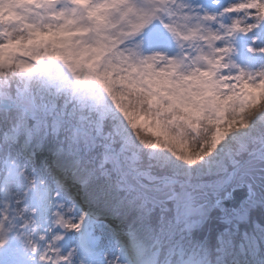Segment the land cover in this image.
I'll use <instances>...</instances> for the list:
<instances>
[{
    "label": "rangeland",
    "instance_id": "374dc122",
    "mask_svg": "<svg viewBox=\"0 0 264 264\" xmlns=\"http://www.w3.org/2000/svg\"><path fill=\"white\" fill-rule=\"evenodd\" d=\"M177 3L195 7L191 12L177 8L176 23L199 25L204 35L215 33L221 37L216 47L227 45L232 49L224 54L223 75L235 74L238 67L252 73L264 71V52L258 51L264 48V20L254 14L255 6L264 5V0ZM233 3L241 7L222 11ZM52 11L47 0H0V64L5 61L4 48L18 49L12 63L14 68L20 67L24 83H28L21 88L34 84V90L24 95L14 91L9 92L13 98L0 95L7 98L0 99V241L9 245L6 256H0V264H193L194 259H202L204 264H260L264 246L255 254L249 252L250 234L244 240L246 247L241 242L233 253H219L217 249L209 260L203 248L198 250L199 256L185 260L178 245L207 223L218 199L243 182L249 183L251 199L240 209H225L223 214L241 220L244 206L264 203V107L256 109L243 125L235 114L238 107L235 111L205 114L186 103V85L169 83L163 75L157 77L146 69L144 82L149 87L155 85L151 91L159 103L148 104L142 91L126 84L114 82L107 91L118 115L113 130L127 137L130 146L119 166L109 161V170L101 168L105 148L100 138L95 139L92 150L93 144L86 141L83 132L77 134L70 125L57 132L50 121L45 125L43 120L37 127L27 121L22 108L32 100L43 105L57 95L56 89L43 88L34 73L21 67L34 63L23 39L28 25L49 21ZM98 11L103 14L105 9ZM185 14L191 20L185 21ZM234 25L240 28L236 33ZM189 43L191 47L185 44L184 51H209L204 39ZM146 46L163 49L167 47L166 37L156 33L147 39ZM249 46L257 51H249ZM163 66V62L157 63L158 68ZM3 73L0 69V77ZM3 82L5 90L15 87L7 79ZM69 92L59 94L63 97ZM259 94L264 98V84L259 86ZM169 96L175 97L180 111L162 107ZM225 131L227 139L213 149L219 134ZM77 135L79 143L75 142ZM185 157L194 163L188 165ZM70 164L75 165L74 171ZM10 171L18 179L12 180L5 191L4 178ZM169 177L175 183L168 184ZM40 188L48 190L43 205L35 199V189ZM57 192L59 195H55ZM188 193L191 201L185 208ZM100 201H109L110 207L102 206ZM158 207L166 208L165 217L156 218ZM92 210L102 212L95 217ZM186 211L191 213L187 221H202L197 228L185 227ZM57 220L63 221V229ZM229 235L219 236L221 250L232 242L233 233ZM255 235L263 237L261 230Z\"/></svg>",
    "mask_w": 264,
    "mask_h": 264
},
{
    "label": "snow or ice",
    "instance_id": "6c2138e0",
    "mask_svg": "<svg viewBox=\"0 0 264 264\" xmlns=\"http://www.w3.org/2000/svg\"><path fill=\"white\" fill-rule=\"evenodd\" d=\"M57 4L60 5L58 9ZM47 6L53 9L52 18L28 25L27 35L23 38L34 63L22 64L21 67L34 73L43 88L56 89L57 92L48 103L37 105L33 100L30 105L23 106L27 121L37 127L42 120L45 125L50 121L57 132L62 126L70 125L77 134L83 132L95 150V139L109 126V122L116 127L118 120L107 95L114 82L142 91L150 105L159 103V98L151 91L155 85L149 87L144 82L146 69L157 77L163 75L169 83L186 85V103L205 114L225 109L235 111L238 107L235 114L243 125L256 109L264 107V98L259 94V86L264 84V71L252 73L238 67L235 74L223 75L222 70L226 67L224 54L232 49L227 45L216 47L215 42L221 37L215 33L204 35L199 25L176 23L177 8H188L191 12L195 6L190 3H177V0H47ZM240 7L241 4L233 3L222 11L232 12ZM255 7L254 14L264 20V5ZM102 8L105 9L103 14L98 11ZM184 20H191V16L185 14ZM233 30L239 29L234 25ZM156 33L166 37L167 47L146 46L147 39ZM198 38L208 42L209 51H184L185 44L191 47L189 42ZM248 50L257 51L251 46ZM16 51V48H4L5 61L11 63ZM258 51L264 52V48ZM158 62H163V68L157 67ZM85 69L88 70L86 74ZM230 80L235 84L229 83ZM69 90L72 94L61 98L59 93ZM162 107L181 110L176 108L174 96H169V102ZM117 134L121 135L119 131ZM227 135V131L220 133L213 149L218 148ZM75 142L79 143V135ZM129 146L127 137L121 135L120 143L113 138L111 143L104 145L105 161L119 166L120 157ZM184 159L188 165L194 163L188 157ZM261 159L264 160V149ZM14 179L18 177L10 171L4 178L5 191ZM167 183H175L174 178H167ZM47 197V188L35 189L38 204L43 205ZM185 200L187 208L191 201L190 193L186 194ZM190 215V212H185L186 221ZM247 216L245 211L240 219L245 220ZM56 222L61 223L60 220ZM200 223V220H190L185 227L192 229ZM247 240L248 250L253 254L264 246V237L253 235ZM2 246L3 241H0ZM193 264H203V260L194 259ZM260 264H264V259Z\"/></svg>",
    "mask_w": 264,
    "mask_h": 264
},
{
    "label": "trees",
    "instance_id": "16d2710c",
    "mask_svg": "<svg viewBox=\"0 0 264 264\" xmlns=\"http://www.w3.org/2000/svg\"><path fill=\"white\" fill-rule=\"evenodd\" d=\"M5 71H6V69H4ZM18 69H16L15 68V70L13 71L14 72V74L16 75V76H14V75H12V74H8L7 72H6V77H8V80L10 81V83H11V85L14 87V85H15V87H17L16 89L18 90V89H21L20 87H23L24 85H26V83L24 84V81L20 78V76H19V74H18ZM6 79V78H5ZM20 82V83H19ZM14 87V88H15ZM14 88L13 89H11V90H5L3 87H0V93H3V94H7L8 92H10V91H13L14 90ZM16 90V91H17ZM32 90H34V84L33 85H29V87L28 88H26V92L27 93H29V92H31ZM61 96V95H60ZM134 127V126H133ZM135 129L137 128V126H135L134 127ZM102 137L106 140V141H108V140H112L113 138H115V140L117 141V143H120V138H119V136H118V134L116 133V131L115 130H113V127L111 126V122H109V126L108 127H105L104 128V131H103V133H102ZM147 156V155H146ZM145 157V156H144ZM168 171V170H167ZM234 232V231H233ZM239 234L240 233H238V234H235L236 236H239ZM211 239H214V243L213 244H211V246H213L214 244H216V245H219V241H218V239H217V237L215 236H212L211 237ZM219 247V246H218ZM226 250H228L229 251V248L228 247H226L223 251H226Z\"/></svg>",
    "mask_w": 264,
    "mask_h": 264
},
{
    "label": "water",
    "instance_id": "95a60500",
    "mask_svg": "<svg viewBox=\"0 0 264 264\" xmlns=\"http://www.w3.org/2000/svg\"><path fill=\"white\" fill-rule=\"evenodd\" d=\"M251 197V190L248 184H243L242 187L233 190L232 196L220 202L222 207L238 208L246 198Z\"/></svg>",
    "mask_w": 264,
    "mask_h": 264
},
{
    "label": "bare ground",
    "instance_id": "6f19581e",
    "mask_svg": "<svg viewBox=\"0 0 264 264\" xmlns=\"http://www.w3.org/2000/svg\"><path fill=\"white\" fill-rule=\"evenodd\" d=\"M67 163H68V162H66V164H67ZM69 168L72 169V170L74 171V170H75V165L70 164V165H69ZM76 173H77V172H76ZM86 192L89 193L87 190H86ZM108 203H109V201H107V202H106V201H100L99 204H102V206L104 205L105 207L108 208V206H109ZM109 207H110V206H109Z\"/></svg>",
    "mask_w": 264,
    "mask_h": 264
}]
</instances>
